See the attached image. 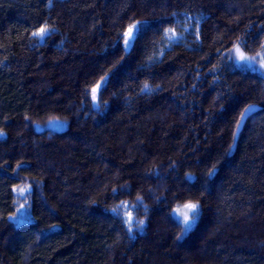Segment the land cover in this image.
Returning a JSON list of instances; mask_svg holds the SVG:
<instances>
[{
  "label": "trees",
  "instance_id": "1",
  "mask_svg": "<svg viewBox=\"0 0 264 264\" xmlns=\"http://www.w3.org/2000/svg\"><path fill=\"white\" fill-rule=\"evenodd\" d=\"M236 47L264 53V0H0V264H264V75Z\"/></svg>",
  "mask_w": 264,
  "mask_h": 264
},
{
  "label": "snow or ice",
  "instance_id": "2",
  "mask_svg": "<svg viewBox=\"0 0 264 264\" xmlns=\"http://www.w3.org/2000/svg\"><path fill=\"white\" fill-rule=\"evenodd\" d=\"M133 29H136V33H139V28H137L136 25L131 26L128 31L125 33V37L126 39L124 40V44H125V48H129L131 47L132 42H134L136 40V34H134ZM41 34H46L44 29L40 30ZM237 51H239V49H237ZM240 61L243 62L244 66L247 67H252V58L246 57L244 55L240 56ZM253 70H255L253 68ZM106 83V82H105ZM101 85H97L96 88L92 89V96H93V100H96V92L97 89L100 87ZM148 86L145 85V88H147ZM255 111V106H249L248 108H246L244 110V113L242 114L241 118H240V122L237 123L236 125V129L237 131L240 130V128L243 126V122L248 118L249 114L251 112ZM231 151V149H230ZM215 173V169H213L212 172L209 173V175H214ZM22 192L24 191L23 189L21 190ZM199 211H198V205L195 203H185L183 206L178 207L175 212H174V216L177 219V223L182 225L183 227V231L184 233H187L189 231H191L193 229V227L196 224V218L199 216ZM30 216L27 214L26 211H22L20 213V218L16 220L17 224H25V223H30ZM132 221L129 220V223H131Z\"/></svg>",
  "mask_w": 264,
  "mask_h": 264
},
{
  "label": "rangeland",
  "instance_id": "3",
  "mask_svg": "<svg viewBox=\"0 0 264 264\" xmlns=\"http://www.w3.org/2000/svg\"><path fill=\"white\" fill-rule=\"evenodd\" d=\"M44 30H45L46 34H41V32H39V34H38L41 39H44L50 33L49 29H44ZM169 38H170L172 43H177L182 39L181 35H179L175 32H171ZM237 49H239V51H237ZM241 55L252 58V67L244 66L243 62L240 61V59H239ZM233 61H234V64L237 68L248 69V70L258 72V73H261L264 75V53L261 55H258V56H249L242 50L241 47H236L234 49V53H233ZM253 68L255 70H253ZM52 127L56 128V129H62L63 125L55 122V123H52ZM21 190L22 189L19 190V193L21 194V196H23L25 198L27 196L28 190L23 189L24 190L23 192ZM26 203H27L26 201L23 202V205L20 208L17 219L20 218V213L22 211H26Z\"/></svg>",
  "mask_w": 264,
  "mask_h": 264
}]
</instances>
